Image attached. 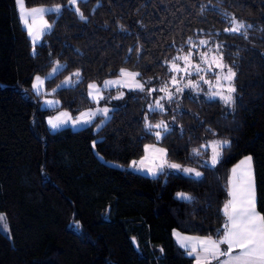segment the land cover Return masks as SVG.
Here are the masks:
<instances>
[{"label": "trees", "instance_id": "1", "mask_svg": "<svg viewBox=\"0 0 264 264\" xmlns=\"http://www.w3.org/2000/svg\"><path fill=\"white\" fill-rule=\"evenodd\" d=\"M24 3L62 8L49 14L51 30L33 45L15 0H0V264H193L173 231L223 238L231 171L246 156L264 215V0H80L78 10L69 0ZM228 18L251 25L246 37L224 31ZM189 38L209 43L193 48ZM207 49L222 52L236 73L231 107L198 86L150 110L162 92L149 89L171 88L174 58ZM121 69L140 73L144 90L119 100L89 98V83ZM77 71L76 85L59 87ZM39 75L58 107H45L35 91ZM98 105L110 108L103 124L98 116L77 130L48 125L57 111L77 117ZM146 118L165 122L167 131L146 128ZM215 138L228 144L211 166L205 144ZM150 143L201 175L130 169Z\"/></svg>", "mask_w": 264, "mask_h": 264}, {"label": "snow or ice", "instance_id": "2", "mask_svg": "<svg viewBox=\"0 0 264 264\" xmlns=\"http://www.w3.org/2000/svg\"><path fill=\"white\" fill-rule=\"evenodd\" d=\"M18 2L23 4V0H18ZM70 4L75 5L77 3V0H69ZM59 10V8H57ZM78 10V9H77ZM43 9H32L30 14L35 15L37 13H43ZM28 13L25 14L24 23L28 24L27 19ZM81 18L86 19V17H83V14L81 13ZM228 22L231 25L229 28L225 29L226 32H235V33H242L243 35H247V29L251 27V25H246L243 22L237 21L235 18H228ZM45 28H51V25L46 24L44 25ZM29 34L33 36V40L35 42L36 39H39L40 33L39 32H33V29L29 27ZM188 43L193 47L197 48L199 45H207L209 43L208 40H200L199 44H195L192 42L191 38H189ZM216 49L219 50L223 47L222 44H216ZM192 52L189 50V52L185 55H181L178 57H175L174 60L171 62L170 71L175 73H184L186 75H191L192 71H196L197 73L204 71V69L200 68L199 64H195L192 62ZM201 59L208 63V57L207 53L201 54ZM212 62L215 64V67L217 69H220L223 71L225 67H227L222 61H223V53L221 52L219 58H217L215 55L212 56ZM181 60L184 62V67H180L179 64H177L175 61ZM212 64H209L208 70H211ZM55 71V69H54ZM76 77H79L80 73L77 72L74 74ZM140 73L136 72H129L125 69H121V79L119 80H112V81H105L104 86L107 87L108 85H116V84H123L126 87L129 88H137L141 91L144 90V84L136 81V77L139 76ZM236 76V73L231 69V67L227 68V74L223 75L222 79L224 81L229 82L227 87L228 95H224L222 92H215L213 93L214 96H220L225 103H231L233 101V96L231 93L235 92L236 89L232 85V81L234 80ZM128 78L127 80L124 78ZM203 79V77H201ZM221 77L217 76V86H220ZM132 81V82H129ZM68 82H71V77L68 78ZM43 81L40 77H36V84L34 87L39 92V86L42 84ZM170 83L172 85H178L180 83L179 80L176 79L175 76L171 78ZM186 87H197L198 85L192 81H189L186 85ZM89 89L91 90L89 92V95L98 101V99H102V91L101 87L95 83L90 84ZM153 91H160L164 92L165 95L160 97V100H169L171 101L174 93L170 91L165 85L162 88L159 89H149V92ZM175 91L182 92L183 89L180 87H176ZM123 93L120 94V96L114 97L115 99L121 98ZM160 100H157L154 102V104H150L148 107L150 109H164V105L160 102ZM99 111L103 112L105 115H107L109 109L103 108ZM96 115L95 112L92 110H89L88 112L81 113V118L78 120L72 121L75 124L79 123H89L91 119ZM61 116H67L66 113H62ZM70 119V117H69ZM68 120H63L61 117H56L55 121L50 120L49 123L52 125L53 128L59 127L63 123H67ZM146 128H163L165 131L168 129V125L165 122H160L158 124H151L150 122H147L146 118ZM157 139L161 138V133L156 132L155 133ZM228 143L227 141H221L217 145H214L213 147V155L211 157V163L214 165L218 162L219 158V151H217V148L223 144ZM156 151L163 153V149H157ZM194 152H199L198 149H195ZM147 159V158H145ZM143 161H141V165H143ZM133 166H136V162H132ZM173 168H179V165H169ZM163 165H159L155 170L152 168H149L148 171L152 172L153 175L156 174V171H158L160 168H162ZM238 168H243L244 171L241 174V179L239 181V184L237 185V182L234 180V189L231 193L233 196V200H230L228 204L225 205V213L228 215L229 218V224L225 225L226 232L222 239L216 241L212 240L211 238H208L206 240H200L199 245L202 249V252L204 253V256L197 258V264H211V260L215 259L220 261V257H228V259H225L223 261H220V264H264V215H260L256 212L255 202H256V191H255V178L252 171V158L246 157L244 161L241 162V165L238 166ZM185 172L194 173L196 176H200L201 173L197 172L195 169H184ZM234 176L236 173V169L233 170ZM178 196L186 199H190L186 193H178ZM231 209V211L229 210ZM6 220V217L3 214H0V223ZM177 237V240L180 242L181 246L185 248H190L189 255H193L197 251L196 245L191 244V237H183L179 233L175 234ZM221 244H227L228 250L227 251H221L220 245ZM234 249H240V253L238 255H232Z\"/></svg>", "mask_w": 264, "mask_h": 264}, {"label": "rangeland", "instance_id": "3", "mask_svg": "<svg viewBox=\"0 0 264 264\" xmlns=\"http://www.w3.org/2000/svg\"><path fill=\"white\" fill-rule=\"evenodd\" d=\"M79 1L80 0H77V3L75 5L69 3V6L72 7L73 9L77 10ZM15 8L17 10V14H18V16L20 18L22 26L28 32V35H29V37L31 39L32 44L36 45V44L41 42L44 34L49 32L51 30V28H52L53 24H52V21L49 19V14L50 13H55V15H57L60 12L62 6L60 4H53V5H43V6L28 7L24 3V0H23L22 6L18 2V0H15ZM57 8H59V10H57ZM32 9H43L44 11H43V13H37V14H35L33 16V15L30 14ZM26 13H28V15H27L28 24L27 25L24 23V19H25V14ZM45 23L51 25V28H45L44 27ZM29 27H31L33 29V32H39L40 33L39 39H36L35 42L33 40V36L29 34ZM204 53H207L208 63H205L201 59V54H204ZM213 55H215L217 58H219L218 54L215 51H212L210 49H207L206 51L199 50L197 52V54H195V55L193 54L192 55V62L195 63V64H199L200 68L204 69V71H201L199 73H197L196 71H192L191 75H186L184 73H175L174 72V76L176 77L177 80L180 81V83L178 85H172L171 84V88L170 87L168 88L170 91H172L174 93V96L176 94L182 93L183 91H186L187 89H192V88L196 89V87H186L185 86L189 81H192V82L196 83L198 86H205L207 88V92L205 94L209 95L210 98L218 99V100L224 102V100L220 96H214L213 93L222 92L224 95H228L227 87H228L229 82L224 81L222 79L223 75L227 74V67H225V69L223 71H221L220 69H217L215 67V64L212 62V59H211ZM177 64H179L180 67H184V62L181 61V60H179L177 62ZM209 64H212L211 70H208ZM60 68L61 67H56L55 71L53 70L51 72V74L49 75V77L55 75L60 70ZM125 70H127L129 72H135V71H132L130 69H125ZM77 72H79V71H77ZM217 76L221 77L220 82H219L220 86H217ZM37 77H40L41 80L43 81V83L40 84V86L41 85L44 86L46 78L42 77L40 75L37 76ZM201 77H203V79H201ZM68 78L63 80L59 84V87H61V86H74L80 81L81 77L79 75V77H75V78L71 79V82H68ZM119 79H121V73L118 76L106 78L102 82H91V83L88 84V86L90 84H93V83L99 85L101 87V91H102V95H103L102 99L109 97L111 100H119V99L124 97V95H125V93L127 91L137 89V88L126 87L123 84L108 85L107 87L104 86V82L105 81H112V80H119ZM124 79L127 80L128 78L125 77ZM136 81L144 84V82L139 78V76L136 77ZM129 82H132V81H129ZM35 84H36V78L34 80V85ZM40 86H39V89H40ZM176 87L182 88L183 91L177 93L175 91ZM144 88H145V84H144ZM90 91L91 90L89 89V87H87V93H88V96H89V98L91 100H93L95 102H100L102 100V99H98V101H97L96 99H93L89 95ZM121 93H123L121 98H119V99H115L114 98V97L120 96ZM164 95H165V93L162 92L161 96L160 95L159 96L162 97ZM231 95L233 96V93H231ZM160 97L157 100H160ZM55 100H57V99H55ZM163 101L164 100H160V102L164 105ZM231 103H225L227 105V109H229L231 107ZM103 108L109 109L107 115H104L103 112L99 111L100 109H103ZM89 110H92L93 112L96 113V115L91 119V121L89 123L75 124L72 121L80 119L81 118V114L78 115L77 117H73L69 111L62 110V112L58 113L56 116H50L47 119L48 120V124H49L50 128L52 130H54L55 128L52 127V125L49 123V121L50 120L55 121L56 117H61V119H63V120H68V122L61 124L60 127H72L74 129H81V128L86 127L87 125L91 124L97 118V116H99V115H103L104 116L103 119L101 118L100 124H103L108 119V117L110 116V108H109V106L98 105V107L93 108V109H89ZM89 110H86V111H84L82 113L88 112ZM150 110H152V109H150ZM62 113H66L67 116L70 117V119H67V116H61ZM221 141H225V140L224 139H220V138H215V139H212V140H209V141L206 142L205 147L209 148L210 153H211V157L213 155V147H214V145H217ZM226 144H228V143H226ZM226 144H223V145H221V146H219L217 148V151H219V153H220L218 161H219V159L221 157V154H222V148ZM157 149H163L164 152L163 153L158 152V151H156ZM211 157H210V160H209V164L211 166H215L217 163L213 165L211 163ZM246 157H251V156H246ZM246 157H244L241 161H239L238 164H236L232 168L231 176H230V190H231V193H232V191L234 189L233 181L235 180L237 182V185L239 184V181L241 179V174L244 171V169L243 168H238V166L241 165V162L244 161ZM145 158H147V159H145ZM133 161L136 162V166H133V164H132ZM133 161L128 165V167L130 169L136 171V172H140V173L148 175V176H157V175H159L161 173H169V172H172V171L173 172H181V173H184L186 175L196 176L194 173H189V172H185L184 171V169H195V168L188 167V166H183V165L176 164V163H173V162L169 161L168 156H167L166 148L161 146V145L155 144V143L147 144L145 146L143 155L140 158H137V159H135ZM141 161L144 162L143 165H141ZM161 164L163 165V167L160 168L158 171H156L155 175H153L152 172L148 171L149 168H152V169L155 170ZM169 165H179L180 167L179 168H173V167H170ZM234 169H236L235 176H234V173H233ZM195 170L197 172L201 173L199 170H197V169H195ZM252 171H253V174H254L253 159H252ZM196 177H199V176H196ZM254 178H255V175H254ZM255 191H256V183H255ZM230 200H233V196L232 195H231V199ZM256 204H257V191H256V202H255L256 212L258 214L262 215L258 211ZM229 210L231 211V209H229ZM228 221H229V219H228ZM2 224L4 226V227L2 226V228L5 231L6 230L5 221H3ZM7 228H8V226H7ZM238 254L235 253V254H232V255H238Z\"/></svg>", "mask_w": 264, "mask_h": 264}, {"label": "crops", "instance_id": "4", "mask_svg": "<svg viewBox=\"0 0 264 264\" xmlns=\"http://www.w3.org/2000/svg\"><path fill=\"white\" fill-rule=\"evenodd\" d=\"M34 85V84H33ZM34 89H35V91L37 92V93H40V94H42L43 95V99H44V106L45 107H47V108H49V109H51V108H55V107H58L59 106V101H57V100H55L56 98H54L51 94H52V91H47V89L45 88V85L43 86V85H41L40 86V89H39V92L36 90V88L34 87ZM62 112V110H60V111H57V112H55V113H53L52 115H50V116H56L58 113H61ZM105 115V114H104ZM49 116V117H50ZM99 116H103V115H99ZM48 117V118H49ZM98 117V116H97ZM67 119H69V116H67ZM49 125V124H48ZM50 127V126H49ZM63 128H66V127H57V128H55L54 130H52L51 128V130L52 131H57V130H60V129H63ZM71 129H74V128H72V127H70ZM74 130H77V129H74ZM239 163V162H238ZM237 163V164H238ZM231 191V190H230ZM231 199V198H230ZM229 219V218H228ZM229 224V221H228V223H227V225ZM176 233H179L181 236H183V237H191L192 238V240H191V244H193V245H196V247H197V251H196V253H194L193 255H190V256H192L194 259H195V261H194V263L193 264H197V258L198 257H203L204 256V253L202 252V249H201V247H200V245H199V241L200 240H206V239H208V238H211L212 240H216L215 238H213V237H210V236H197V235H191V234H187V233H183V232H181V231H179V230H174L173 231V237H174V239H175V241L177 242V244L179 245V246H181V244H180V242L177 240V237H176ZM216 241H218V240H216ZM182 248H184L185 250H187V252L189 253V251H190V248H185V247H183V246H181ZM220 248H221V251H227L228 250V245L227 244H225V247L224 248H222V246L220 245ZM240 249H234V251H233V253L232 254H238V253H240ZM225 259H228V257H224V256H221L220 257V261H223V260H225ZM220 261H218V260H215V259H213V260H211V264H220Z\"/></svg>", "mask_w": 264, "mask_h": 264}, {"label": "water", "instance_id": "5", "mask_svg": "<svg viewBox=\"0 0 264 264\" xmlns=\"http://www.w3.org/2000/svg\"><path fill=\"white\" fill-rule=\"evenodd\" d=\"M134 246H135L136 248H138V245H137L136 241H134Z\"/></svg>", "mask_w": 264, "mask_h": 264}]
</instances>
